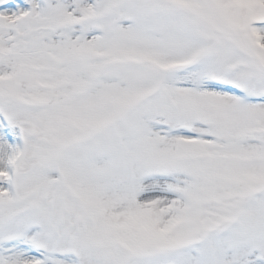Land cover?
Masks as SVG:
<instances>
[{"label":"snow or ice","instance_id":"1","mask_svg":"<svg viewBox=\"0 0 264 264\" xmlns=\"http://www.w3.org/2000/svg\"><path fill=\"white\" fill-rule=\"evenodd\" d=\"M0 264H264V0H0Z\"/></svg>","mask_w":264,"mask_h":264}]
</instances>
